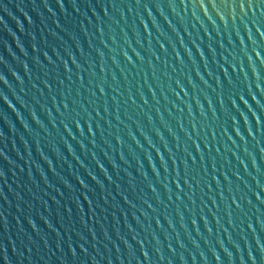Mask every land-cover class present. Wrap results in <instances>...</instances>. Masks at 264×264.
I'll use <instances>...</instances> for the list:
<instances>
[{"label":"water","instance_id":"obj_1","mask_svg":"<svg viewBox=\"0 0 264 264\" xmlns=\"http://www.w3.org/2000/svg\"><path fill=\"white\" fill-rule=\"evenodd\" d=\"M203 3L0 0V264H264V7Z\"/></svg>","mask_w":264,"mask_h":264},{"label":"snow or ice","instance_id":"obj_2","mask_svg":"<svg viewBox=\"0 0 264 264\" xmlns=\"http://www.w3.org/2000/svg\"><path fill=\"white\" fill-rule=\"evenodd\" d=\"M137 2L139 3V0H137ZM209 2L212 3L213 7H215V0H209ZM232 2L235 3V0H232ZM200 5L201 7L204 6L203 0H200ZM238 6L243 10L245 6H247L249 9H252L254 6L260 8L264 7V0H239ZM262 35H264V33H262ZM257 55H259V53H257ZM101 91H103V89H101ZM67 107L68 106L65 105V108ZM105 111H107V109H105ZM75 123L76 125L79 124L78 122ZM65 127L67 128V125ZM89 130H91V127H89ZM257 198L259 199V196Z\"/></svg>","mask_w":264,"mask_h":264}]
</instances>
